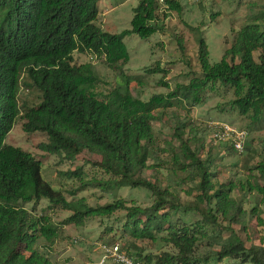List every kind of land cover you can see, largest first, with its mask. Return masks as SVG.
I'll return each mask as SVG.
<instances>
[{"label": "trees", "instance_id": "trees-1", "mask_svg": "<svg viewBox=\"0 0 264 264\" xmlns=\"http://www.w3.org/2000/svg\"><path fill=\"white\" fill-rule=\"evenodd\" d=\"M102 1L0 0V264H57L38 249L40 238L48 242L57 238V227L48 217L37 216L24 206L41 200L72 210L71 222L77 225L90 218L108 219L124 210L125 222L116 231L128 241H163L174 250L152 256L133 242L124 243L122 250L143 264H264V245L249 244L242 236L248 230V217L256 225L264 224L260 209L264 184L247 181L239 185L258 198L256 206L245 204L248 202L234 195L235 182H213L215 161H203L184 139V132L177 134L181 157L175 160L181 164L180 170H193L198 180L195 199L183 203L167 189L140 178L152 156L158 110L185 103L199 105L209 88L221 85L233 95L229 108L247 117L250 128L264 124V22H260L264 10L239 31L218 63H211L208 46L200 38L199 75L169 97L144 102L130 90L134 82L141 81L126 75L119 65L126 61L123 37L128 33L110 34L98 24ZM166 4L169 11H182L177 0H166ZM161 6L158 0H140L131 32L143 39L158 32L151 24ZM87 52L105 56L124 82L109 94L98 93L100 81L94 66L74 62L75 53ZM24 87L39 93L38 105L22 108ZM19 119L25 121L26 133L47 134L49 142L43 149L50 154L72 161L85 153L99 158L93 166L105 180L84 183L81 168L67 173L82 182L78 191L98 188L116 196L127 187L143 188L155 196L153 205L129 207L125 200H118L92 207L84 198L67 200L42 178L39 160L6 143ZM221 151L238 153L230 144ZM256 169L264 183V162ZM194 213L200 218L186 219Z\"/></svg>", "mask_w": 264, "mask_h": 264}, {"label": "rangeland", "instance_id": "rangeland-1", "mask_svg": "<svg viewBox=\"0 0 264 264\" xmlns=\"http://www.w3.org/2000/svg\"><path fill=\"white\" fill-rule=\"evenodd\" d=\"M182 11H169L161 6L155 25L158 32L149 38H141L132 31L134 9L140 0H104L100 3L98 24L105 32L124 35L123 43L127 48L125 63L121 69L129 77L140 80L130 86L132 95L147 102L152 97H169L177 88L188 86L192 79L199 75L198 40L203 38L208 46L211 63H218L239 31L253 22L255 15L264 10V0H177ZM264 22V18L260 22ZM259 54H256V57ZM76 65L92 64L99 76L100 83L96 90L101 95L109 94L124 81L119 71L108 65L105 56L98 57L94 53H75ZM138 78V79H137ZM221 85L209 88L202 95L199 105L184 104L170 109L155 112L157 120L153 122L155 141L152 156L146 170L140 178L167 189L181 202L187 203L195 198L197 181L194 172L180 170V163L175 157H181V142L177 134L184 132V139L196 151L203 161L212 159L213 182L225 184L235 182L238 185L234 195L245 204L256 206V193L241 190L240 184L250 181L253 185L264 184L256 167L264 162V124L249 127V119L241 117L229 108L233 95ZM227 92V93H225ZM39 93L34 89L23 88L20 94L22 108H30L40 103ZM184 101V100H183ZM227 123L236 130L248 133L244 154H233L232 151H221L226 143L214 139V124ZM25 121L19 119L10 133L6 143L31 153L42 163V178L55 190H59L69 201L84 198L92 207L106 206L118 200H125L127 205L147 208L153 205L155 196L147 189L127 187L116 193V196L98 188L78 191L82 182L71 179L67 173L78 168L83 170L86 183L91 180L107 179L94 166L98 161L96 155L85 153L76 160H68L65 156L46 152L43 146L49 142L45 133L28 134L24 131ZM184 127V128H183ZM221 153L219 154V152ZM224 158H221L223 157ZM179 159V158H178ZM182 158V163H185ZM249 165V167H248ZM37 216H46L57 227V238L48 242L40 238L38 249L57 264H99L101 249L99 246L133 242L145 251L146 255L160 256L173 252V248L163 241H128L127 237L116 231L125 222L126 212H116L110 218L85 219L82 225L71 222L72 210L49 201L41 200L24 205ZM264 211V205H260ZM200 218L199 214L187 215L186 219ZM247 219L248 230L242 232L247 242L264 245V224ZM224 264V263H222Z\"/></svg>", "mask_w": 264, "mask_h": 264}, {"label": "built area", "instance_id": "built-area-1", "mask_svg": "<svg viewBox=\"0 0 264 264\" xmlns=\"http://www.w3.org/2000/svg\"><path fill=\"white\" fill-rule=\"evenodd\" d=\"M159 4L168 7L166 0H158ZM212 2L213 0H203ZM214 139L218 142H229L238 153H243L246 148L248 133L245 130H236L227 123L214 124ZM101 249V259L99 264H143L130 257L118 243L112 245L103 244Z\"/></svg>", "mask_w": 264, "mask_h": 264}, {"label": "clouds", "instance_id": "clouds-1", "mask_svg": "<svg viewBox=\"0 0 264 264\" xmlns=\"http://www.w3.org/2000/svg\"><path fill=\"white\" fill-rule=\"evenodd\" d=\"M246 149V148H245Z\"/></svg>", "mask_w": 264, "mask_h": 264}]
</instances>
